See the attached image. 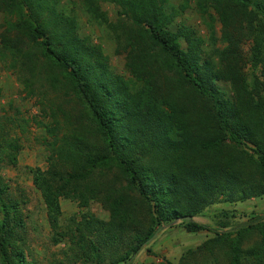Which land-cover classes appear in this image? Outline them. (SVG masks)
I'll return each mask as SVG.
<instances>
[{"label": "trees", "instance_id": "1", "mask_svg": "<svg viewBox=\"0 0 264 264\" xmlns=\"http://www.w3.org/2000/svg\"><path fill=\"white\" fill-rule=\"evenodd\" d=\"M101 1L115 2L123 17L122 28H110L126 51L125 76L110 70L102 47L79 34L76 17L58 0H0V55L20 57L29 70L42 60L52 87L67 89L83 108L79 133L61 139L69 168L33 170L50 224L58 225L60 196H95L109 218L82 213L59 234L69 236L81 264H130L158 228L177 219L187 231L214 233L198 249L223 250L218 264H264V214L220 229L193 219L218 197L264 194V0H178L170 10L169 0H84L87 16L109 27ZM192 1L213 41L211 10L222 24L229 46L217 52V64L192 29L169 27ZM234 31L251 39L246 58ZM247 60L250 75L242 69ZM219 80L230 83V97ZM87 129L97 145L84 139ZM17 150L15 141L0 139V163L15 164ZM247 172H254L250 180ZM6 189L0 185V264H37L24 253L19 203ZM253 233L259 241L244 246ZM187 253L194 250L177 264L208 263Z\"/></svg>", "mask_w": 264, "mask_h": 264}, {"label": "rangeland", "instance_id": "2", "mask_svg": "<svg viewBox=\"0 0 264 264\" xmlns=\"http://www.w3.org/2000/svg\"><path fill=\"white\" fill-rule=\"evenodd\" d=\"M83 2L84 0H58V6L64 12L76 17L80 35L87 36L91 42L102 47L104 54L108 56L110 70L127 75L126 51L117 46L110 28L111 26L115 29L122 28L123 17L118 15L119 6L111 1L99 2L111 23L108 27L89 18L84 11ZM171 7H178V0H169L166 10H170ZM211 12L214 41L210 38L205 19L198 13L194 1L188 9L176 16L169 27L175 30L180 25H184L192 29L195 37L201 40L200 46L204 55L217 64V52L225 49L229 44L227 40L221 39L222 24L216 14L212 10ZM4 21L5 15L0 12V32L4 28ZM234 32L235 38L240 43L239 52L246 58L251 39L240 31ZM181 40L183 41L184 38L181 37ZM183 44L185 45V42ZM41 61L37 59V68L29 70L21 68L20 57L12 61L11 56L0 55V139L1 142L15 141L18 145L15 164L8 159L0 163V185L6 184V193L19 203L24 222L20 234L27 259L37 264H81L71 255L69 236L60 237V232H64L73 221H77L82 213L90 212L98 218L107 220L109 210L95 196H90L85 202L76 194L72 197L60 196L61 214L57 221L58 225L54 228L50 224L47 206L40 189L34 184L33 170L40 169L46 173L51 169L69 168V164L63 162L65 157L61 154V139L64 136L70 139L79 133L78 130L85 124V118L82 106L72 99L67 89L52 87L53 83L47 78L50 71L46 73L40 68ZM242 69L250 75L253 69L251 62L247 60ZM218 84L230 97L233 92L230 83L219 80ZM50 129L53 133L48 132ZM85 132L83 136L88 144L97 145L99 138L96 133L90 129ZM53 142L56 143L54 146L51 144ZM10 149L7 148L8 151ZM247 173L249 174L246 178L250 180V175L253 176L254 172ZM262 214H264V194L234 201L218 197L193 219L220 229L219 224L224 221L234 226ZM156 232V235L132 258L130 264H167V261L177 264L180 257L188 250H194V254L187 253V258L195 257L201 261L206 257L208 261L206 264H218L225 258L223 250L219 248L214 249V254L208 250L198 249L214 236L213 232L205 229L187 231L181 219L161 226ZM259 238L256 233L250 234L243 244L252 245L259 241ZM212 258L218 261L214 262Z\"/></svg>", "mask_w": 264, "mask_h": 264}, {"label": "water", "instance_id": "3", "mask_svg": "<svg viewBox=\"0 0 264 264\" xmlns=\"http://www.w3.org/2000/svg\"><path fill=\"white\" fill-rule=\"evenodd\" d=\"M183 219L189 220V219H190V217H189V216H185ZM156 233H157V232H155V233L152 235V237H151V238H153V237L156 235Z\"/></svg>", "mask_w": 264, "mask_h": 264}]
</instances>
